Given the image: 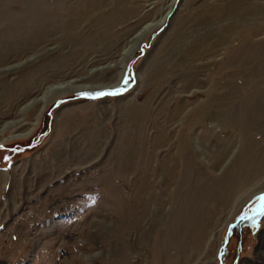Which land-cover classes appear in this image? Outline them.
I'll return each mask as SVG.
<instances>
[{"label":"rangeland","instance_id":"obj_1","mask_svg":"<svg viewBox=\"0 0 264 264\" xmlns=\"http://www.w3.org/2000/svg\"><path fill=\"white\" fill-rule=\"evenodd\" d=\"M263 185L264 0H0V264H264Z\"/></svg>","mask_w":264,"mask_h":264},{"label":"bare ground","instance_id":"obj_2","mask_svg":"<svg viewBox=\"0 0 264 264\" xmlns=\"http://www.w3.org/2000/svg\"><path fill=\"white\" fill-rule=\"evenodd\" d=\"M161 22H158V23H155V24H151V25H148L146 26L145 28H143L141 31H140V34L134 39V42L132 43V45L127 48L122 54V65L124 66V64L126 63L127 59L131 56V54L133 53V51L135 50V48L139 45V43L145 38V36L150 32L152 31L154 28L158 27L161 23ZM122 66V67H123ZM123 79V71H121L119 73V75L116 76V79L113 81V82H110V83H107V84H104V85H95V86H90V85H84V84H76L75 81H71V82H64V83H59L57 85V87H53L56 91L55 95H60V94H63V93H66L67 91H71V92H75V91H81V90H92V89H105V88H115V87H118L121 83ZM47 98V97H45ZM44 98V99H45ZM52 100V99H51ZM47 102H50V99L48 101H44V105L42 108H45V106L48 104ZM259 103V102H258ZM247 112V111H246ZM39 117V116H38ZM38 119V118H37ZM32 132V131H31ZM31 132H28L27 135H29ZM3 142V141H2ZM260 165V164H259ZM264 186V185H263ZM246 191V190H245ZM259 191V190H257ZM264 190H261L259 192H262ZM250 198L256 194V193H248ZM235 209V208H234ZM240 209H241V206H238V208L233 212L230 220H232L239 212H240ZM229 220V221H230ZM229 222H225L224 223V226L221 228L220 230V233H219V236H218V239H221L222 238V235H223V231L225 230V228L227 227ZM202 255V254H201Z\"/></svg>","mask_w":264,"mask_h":264},{"label":"water","instance_id":"obj_3","mask_svg":"<svg viewBox=\"0 0 264 264\" xmlns=\"http://www.w3.org/2000/svg\"><path fill=\"white\" fill-rule=\"evenodd\" d=\"M131 74L132 75H134V72H131ZM264 211V205L261 207V208H259V210L255 213V214H252V215H250L249 217H252V216H254V215H256V214H260V213H262ZM246 219L247 217L246 216H242L241 217V219Z\"/></svg>","mask_w":264,"mask_h":264},{"label":"snow or ice","instance_id":"obj_4","mask_svg":"<svg viewBox=\"0 0 264 264\" xmlns=\"http://www.w3.org/2000/svg\"><path fill=\"white\" fill-rule=\"evenodd\" d=\"M98 95H102V93L98 94Z\"/></svg>","mask_w":264,"mask_h":264}]
</instances>
